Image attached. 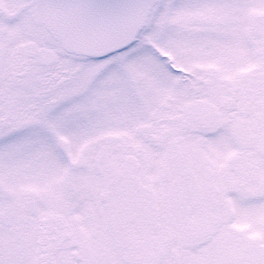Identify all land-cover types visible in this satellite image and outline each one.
Listing matches in <instances>:
<instances>
[{"label": "snow or ice", "instance_id": "obj_1", "mask_svg": "<svg viewBox=\"0 0 264 264\" xmlns=\"http://www.w3.org/2000/svg\"><path fill=\"white\" fill-rule=\"evenodd\" d=\"M0 264H264V0H0Z\"/></svg>", "mask_w": 264, "mask_h": 264}]
</instances>
